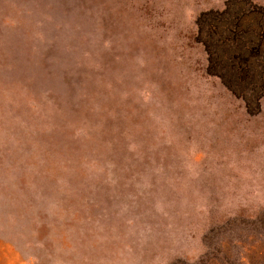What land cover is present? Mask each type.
<instances>
[{"label":"rangeland","instance_id":"374dc122","mask_svg":"<svg viewBox=\"0 0 264 264\" xmlns=\"http://www.w3.org/2000/svg\"><path fill=\"white\" fill-rule=\"evenodd\" d=\"M0 264H264V0H0Z\"/></svg>","mask_w":264,"mask_h":264}]
</instances>
